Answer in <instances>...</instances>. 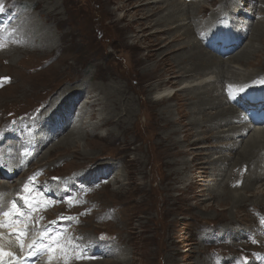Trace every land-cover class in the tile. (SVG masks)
Here are the masks:
<instances>
[{"label": "rangeland", "instance_id": "obj_1", "mask_svg": "<svg viewBox=\"0 0 264 264\" xmlns=\"http://www.w3.org/2000/svg\"><path fill=\"white\" fill-rule=\"evenodd\" d=\"M36 1L39 4L42 3L41 9L43 10L47 0H4L2 6L4 10H10V12L5 13L6 17L2 19L3 22L0 23V27L3 24L12 22V19L18 16V14L15 15L13 12H19V14L26 13L27 10L29 11L36 5ZM173 1L176 0L157 3L153 7L157 8V5H162L165 10L168 3ZM203 1L205 5L211 8L210 11H212V2H208L207 0L206 3L205 0ZM53 2L59 10H63L53 21H49L53 24L55 31L63 36L59 47L46 54L39 52H34L33 54L32 51L19 54L18 59L21 58L23 64L21 63L22 65L20 64L18 67L13 66L9 58L0 59V80L7 78V80L0 82V121L8 123L7 125L11 126H15V123L20 120L23 124L36 123L39 127L44 124L47 128L50 126L46 130L49 136L54 138L51 142H48L49 144L45 143V146L36 154L35 159L33 158L29 162L25 173L23 171L19 172L15 177V180L19 182V176L24 175V179H26L30 175H34L33 178L39 185H46V189H43L44 197L51 200L50 206H53V208H48V210L44 211L43 215L47 216L49 214L51 221L64 217L62 223L68 227V229H66V226L64 228L66 231H70L67 238L73 245L88 244L86 241L90 237L98 242L97 238L104 235L107 237V242L99 241L98 245L92 249L104 253L102 244H107L109 248H111V245L117 248L120 246L121 250L124 247L128 248L129 254L126 256L128 257V261L122 264H169V259L176 261L175 263L177 264H196V260L199 261L202 257H208L211 261L213 260V263L216 261L214 257L217 254L221 256L225 255L227 261H229L228 256L242 252L241 249H245V251H257V249H261L260 247L264 243L258 239V243H250V240H247V242H241V245H236L226 240L223 243L221 242L218 248L217 244L214 246V243L207 244L205 242L202 246L201 240L207 235L203 234V232L222 227L227 220L225 216L229 214L228 210L222 209L223 207L218 202L219 200L208 198L213 189L218 186H208L206 181L215 176L221 166L216 165L215 168H205L209 165L207 162L198 165L200 159L203 160V157L208 156L207 153L210 151L215 152L216 148H204L202 151L200 145H208L210 143V140L206 138L207 140L204 143H199V147L193 149V154L176 156L177 160H181L182 158L191 159L188 165L189 168L186 169V171L190 172L191 178L186 182L177 180V177L180 178L182 175L178 176L175 167L174 177L176 179H167L164 183L162 181L164 174L171 167L168 169L162 166V160H160L159 156L161 148H159L158 144L153 146L151 144L153 137L150 131L152 128L154 129L152 126L154 115L148 107L144 109L145 112L143 111L141 121L134 127V131H132L131 125L133 124V119L131 122L128 121L121 124L112 120L108 127L112 129L118 128L117 130H119L120 134L115 131L108 134V127L104 126L103 129L99 128L88 140L85 139L86 136L84 135V139L78 140L77 144L69 148L58 147L51 151V148L57 142L62 141L72 130L75 129L78 135L83 134V129H81L80 125L77 124V127L75 124V117L77 116V111L80 110L79 108L83 100L88 97L89 90L93 84L101 85L102 83L116 81L119 83L123 82L122 85H125L127 88V96L136 98V95L139 94L143 97L144 90L150 81L146 80V77H142L141 73L144 67L151 64V61H145L142 57L147 53V50H150L147 49L149 38L151 37L148 34L153 33L157 27L155 25L146 29L141 40L135 38L139 24L144 22L141 18V13L144 11H142V7L138 6L141 2L137 0L131 2L133 8L125 20L128 28H123V23H116L118 15L124 13L122 10L118 11L117 7L123 2H130V0H114L111 4L107 3L106 0H53L52 4ZM261 2H264V0H256L254 1V5H260ZM177 3H180L179 0H177ZM200 9H203V7L201 6L197 11ZM35 10H31L34 12V16H36L35 13L37 12ZM10 14L13 17L9 19ZM220 16H222L223 21L238 24L241 27L247 26L243 21L242 23L236 21L232 14L231 17L226 13ZM259 18H261L260 20H264V14H259L254 21ZM36 20H39L37 16ZM243 20L249 21L244 18ZM215 23L218 22H212L207 28L213 27ZM177 29L173 28L172 31L163 33L164 39L161 44H167L171 40L169 35ZM241 32L244 35V40L241 41L243 42L242 46H244L250 40L251 34H246L243 30ZM204 33L200 34V38L203 35L202 40L204 35H206V32ZM156 35H161V33H156ZM193 37L192 39H194ZM182 42H184V39L176 43V47L179 49L170 52L168 57L172 61H174V54L187 50L181 48ZM132 43L137 44V47H133ZM166 48H163V50ZM205 49L209 50V47L206 46ZM232 55L226 56L224 58L225 61ZM178 66L180 65L178 64ZM113 71L115 73H112ZM116 72L122 73L124 78L120 79L116 75ZM259 76H264V73ZM185 79L170 78L166 86L171 87L172 92H179L178 90L183 86L180 80L183 81ZM153 80L156 81L158 79L155 78ZM82 81L85 84L87 81L90 85L86 84L87 86L84 87L83 91L74 94L66 101L67 104L63 105V107L70 109L71 114L66 111L59 115V108L52 107L57 103L60 104L57 97L62 94V90L59 91L61 87L66 86L68 83H73L67 85L73 88ZM138 81L141 86L136 84ZM229 84H237L239 87V84L244 83L227 82L225 87H228ZM131 88L134 89L131 90ZM69 89H66V91ZM44 100L47 101L45 102ZM49 100H52V103L46 106ZM137 101H135L136 107ZM170 103L175 104L176 100L171 99ZM49 108H51V112L45 114ZM93 109L95 113L98 111L97 107ZM189 112L194 113L196 109L191 108ZM189 117L185 116L181 118L178 123L183 128L180 139H185L187 141L184 142L185 144L191 143L197 138L195 130L187 124ZM2 125L4 127L7 126L6 124ZM117 125L119 126L117 127ZM30 130L28 129V131ZM120 130L122 132L126 131L121 133ZM40 132L43 134V131L40 130ZM24 133H27V131H20V134L24 137L20 150L22 154L28 155V150L34 151L36 148H33V146L31 148L30 137L27 134L24 135ZM204 134L208 135L207 130ZM31 140L34 141L35 139L32 138ZM214 141L212 139V142ZM138 146L142 147V151L139 153L136 150ZM200 153H202L201 156ZM136 157H139L138 161H135ZM101 172L105 174L97 175ZM81 173L84 175L93 174L88 179L90 181L96 179L99 182H93L88 187H80L81 185L77 186L76 184L71 186L73 182L68 176ZM150 176L154 177L152 181ZM80 177L82 176L78 175L76 179ZM58 180L60 181L58 182ZM15 184L17 183L13 182L12 187ZM54 184L57 188L52 189V185ZM63 187H68L69 192H65ZM259 187L264 192V187L261 185ZM47 188H51L52 191L57 192L64 190L65 195L63 194L64 196H62L60 193L54 195L50 191L52 196H48ZM246 194H249V192H246ZM65 198L67 200H64ZM129 204L131 208H129ZM241 208L235 214V219L237 221L240 220L236 224L240 230L245 225L241 221V215L247 214L251 218V222L249 221V223L252 225L253 223L258 224L257 218L260 215L259 213H264V204L261 203H248ZM254 229L256 230V227ZM71 235L76 236L75 243H73L74 237ZM216 236L218 237L217 232ZM209 239L211 240V237ZM254 240L253 238L251 242ZM196 247H200L202 251L194 252ZM120 255L121 253L119 252L113 258L115 259ZM74 260L77 261V258L74 257Z\"/></svg>", "mask_w": 264, "mask_h": 264}, {"label": "bare ground", "instance_id": "obj_2", "mask_svg": "<svg viewBox=\"0 0 264 264\" xmlns=\"http://www.w3.org/2000/svg\"><path fill=\"white\" fill-rule=\"evenodd\" d=\"M52 1L53 0H47L43 10L41 9L43 6L41 5L42 3L39 4L36 1V5L29 11L27 10L26 13L19 14V12H13L15 15L18 14V16H16L15 19H12V22L3 24L0 27V43L5 45V47L2 49L0 48V59L9 58L11 60V64L15 67H18L23 62L21 58L18 59L19 54L30 51H32L33 54L34 52L46 54L47 52H51V50L57 49V47H59L60 40L63 36L62 34L55 31L53 24H51L49 21H53V19H55L57 15L61 14V11L63 10H59L54 2L52 4ZM106 1L107 3L111 4L114 0ZM132 1L133 0H130V2H123L117 7L118 11H124V13L118 15L116 22L117 24L123 23V28H128V24H125V20L133 8L131 3ZM137 1L141 2V4H138V6L142 7V11H144L141 13V18L144 20V22L139 24L135 38L141 40L142 36L146 32V29H149L155 25L157 26L153 33L148 34L151 37L149 38V46L147 49L150 50H147V53L142 57V59L145 61H151V64L144 67L141 73L142 77H146V80L150 81L149 85L144 90L143 97H141L139 94L136 95V98L133 96H127V88L125 85H122L123 82L119 83L116 81L118 83L110 82L102 83L101 85L93 84L92 88L89 90L88 97L83 100V103L79 108L80 110L77 111L78 113L75 117V124L76 126L77 124L80 125L81 129H83V134L78 135L75 129L72 130L62 141L57 142L51 148V151L58 147L69 148L74 144H77L79 142L78 140H81L84 135L86 136L85 139L88 140L90 136H93V134L99 128L103 129L104 126L108 127L112 120L121 124L128 121L131 122L133 119L134 121L131 125L133 129L132 131H134V127H136V125H138L141 121L143 111L145 112L144 109L148 107L151 109V113L154 115L152 118V126L154 129L152 128L150 131L153 137L151 144L152 146L158 144L159 148H161L159 156L160 160H162V166H164V168L167 167L168 169L171 167V169L164 174L162 179L164 183L167 181V179H176L174 177L175 167L177 169L176 172H178V176L182 175L180 178L177 177V180L186 182L191 178L190 172L186 171V169L189 168L188 165L191 159L182 158L181 160H177V158H175L176 156H187L193 154V149L195 147H199V143H204V141L207 140L206 138L210 140V143L208 142V145L201 144V150L203 151L204 148L209 147L216 148L215 152L210 151L211 153H207L208 156L203 157V160L200 159L198 161V165L207 162L209 165L205 168H215L216 165L221 166V168L217 171V174L206 181L208 186H218L217 188L213 189L208 198H212L217 201L219 200L218 202L221 203L220 205L223 207L222 209L228 210L229 214L227 216L223 214L227 220L222 227L203 232V234L207 235L205 238H203V240H201L202 246L206 242L207 244L214 243V246L217 244L218 248V245L226 240H229L231 244L233 243L236 245H241V242H245L248 239L249 235H247V233L250 235L256 233L258 239H262V242L264 243V234L261 233V230H264V228H260L256 223L251 225L249 223L251 218L246 214L243 216L241 215V221L245 225L242 224L243 228L240 230V228L236 225L240 220L237 221L235 219L236 212H238V209H240L242 206L248 203L264 204V192L261 190V187H259L260 185L264 187V127H252V125L247 122L242 111L229 101L231 99V93L228 91V87H225L227 82L244 83L239 84V88L236 89V92H240L241 87L254 84L258 78L263 77L259 75L264 73V20H260L261 18H259L254 21V19L257 18L259 14H264V2H261L260 5L255 6L254 1L256 0H208V2H212L211 5L213 6L212 11H210L211 8L205 5L203 0H179V4L176 0L168 3V5L165 7V10L163 9L162 5H157V8L153 6L157 3H166L167 0ZM206 1L207 0H205V2ZM3 2L4 0H0V4ZM201 6L203 9L197 11V9H199ZM33 9H37L35 10L37 11L35 14L39 20H36V16L33 15L34 12L31 11ZM161 10L162 12L159 13ZM208 11L210 12L208 13ZM6 12H10V10L3 9L0 11V20L6 17ZM223 13H226L230 16L231 14L233 16H237L238 21H243L247 25L242 26V30L246 34H251L250 40L244 46H242L243 43L241 41L230 40L232 49H237V52L235 51L231 53L233 55L227 61L224 59L226 56H221L205 49L206 46L211 49L210 41L212 39V29L207 28V26L211 25L212 22L214 23L215 21L221 19L222 16L220 15ZM10 17H13V15L10 14L9 19ZM243 18L248 19L249 21L243 20ZM173 28L178 29L169 35L171 40L167 44H161L164 39L163 33H168L172 31ZM204 32H206L208 35V39L206 40H202L203 35H201L200 38V34ZM156 33H161V35H156ZM192 37L194 39H192ZM182 39H184V42H182L181 48L187 50L174 54V61H172L168 56L170 52H174L175 50L179 49L176 47V43H179ZM133 43V47L136 48L137 44ZM163 48L166 49L163 50ZM213 51L216 52L217 50L213 49ZM178 64L180 66H178ZM112 73L115 72L113 71ZM116 75H118L120 79L124 78L120 72H116ZM173 77L180 79L186 78L183 81L180 80V82L183 83V86L178 90L179 92H172L171 87L166 86V83L169 81V79ZM155 78L158 80H153ZM139 83L140 82L138 81L136 84L139 86ZM68 84H66V86H62L59 90H62V94L57 97V100L60 101V104L57 103L52 107L59 108V115L66 111L71 114L70 109L68 107H63V105H66V101L74 94L83 91L84 87L90 85L87 81V85L84 81H82L79 85L73 88H71L70 85L67 86ZM66 89L69 90L66 91ZM132 89L134 88H131V90ZM171 99L176 100V103L171 104ZM44 101L46 102L47 100ZM135 101H137V107L135 105ZM51 103L52 100H49L46 103V106ZM96 107L98 111L95 113L93 112V108ZM191 108H195L196 112L190 113L189 110ZM50 110L51 108H49L45 114L51 112ZM185 116H190L188 119L189 122L187 124L192 126V128L197 133V138H195L191 143L186 144L184 143L187 142L185 139H180V134L183 133V128L178 125L181 118ZM118 126L119 125H117V127ZM39 128L41 131H43L42 136H39V148L34 149V151H31V149L28 150L29 154L27 156L30 159L28 164L31 159L36 157V154L42 149V147L45 146V143L49 144L48 142H51L54 139L49 136V133L46 130L49 129L50 126L47 128L46 125L44 126L43 124ZM117 129L108 127V134L112 133V131L119 133V130ZM121 130V133L126 131L124 130L122 132ZM206 130L208 135L204 134L206 133ZM201 133L203 134L201 135ZM212 139L215 141L212 142ZM22 140H24V137H22ZM114 140L116 141V139ZM6 148L7 147L5 146L3 148L5 152ZM20 149L21 147L19 146L18 151L22 152ZM136 150L139 153L142 151V147L138 146L136 147ZM20 152L18 154H20ZM12 153L13 152H8V154ZM201 155L202 153H200V156ZM13 157L14 160H18L17 155H13ZM138 158L139 157H136L135 161H138ZM22 169V165L18 166L15 173L18 174L19 172H22ZM150 178L152 181L154 177L150 176ZM13 182L17 184L12 187ZM25 183V179L17 182L15 179H13V177L5 179L0 178V208L1 210H5L7 208L9 209L6 212L8 215H1L2 212L0 211V246H2L5 251L15 254L12 257H5L3 264H12L13 259L16 258V255L19 253V251L26 248L27 244H32V239H34L32 236L25 235L23 237V247H20L21 238L16 235V232L17 230L24 228L23 223L18 224L14 222L15 224H11L12 226L10 227L3 225V220L6 216L15 215L14 213L16 210L21 212V210L24 209V207L20 206L22 202L19 199ZM55 188H57L56 185L52 187V189ZM63 188L65 192H69L68 187ZM64 190H61L58 192V194L60 193V195L64 196ZM50 191L51 193L55 192L51 189ZM246 192H249V194H246ZM55 194L56 193H54V195ZM44 200L48 206L51 205V200L47 199L46 197H44ZM13 203H15V205L18 207L14 208ZM49 208H53V206H50ZM129 208H131V205ZM241 209L244 210L243 208ZM253 210L251 211L254 213ZM42 214V211H38L33 217L32 222L40 221V224H45L47 220H50L49 214L44 217H42ZM50 221H48L47 226L52 230V232L63 231L66 228H64V226H60L59 220H54L57 221L56 224H51ZM255 227L256 230L254 229ZM40 232L44 233V230H41ZM69 232L70 231L63 235L62 238L60 237L59 243L65 248L61 258L59 253L52 254V252L51 256H46L42 264L127 263L128 257L126 256L129 254L128 248L124 247L123 250H121L120 246L117 248L116 246L111 245V248H109L107 247V244H102L104 253H100L92 249L98 245V242L91 237L86 241L88 244H76L78 247L73 248L71 247L73 244L69 242L67 238ZM216 232L218 237L216 236ZM210 237L211 240L209 239ZM75 239L76 236L73 238V243H75ZM45 241L46 239L44 240V243L47 244ZM68 246H70L71 249L68 248ZM260 248L264 249V245ZM195 251L201 252L202 250L200 247H196L194 249V252ZM119 252L121 255L114 259V255L118 254ZM81 254H84V258H78ZM50 257L51 259H49ZM73 257L77 258V261L73 260ZM215 258L216 257H214V259ZM208 259V257H202L199 259V261L196 260V264H237L234 260V257H231L229 261H226V259H224L222 256L213 263V260L211 261ZM169 261V264H177L174 260L171 261L169 259Z\"/></svg>", "mask_w": 264, "mask_h": 264}, {"label": "snow or ice", "instance_id": "obj_3", "mask_svg": "<svg viewBox=\"0 0 264 264\" xmlns=\"http://www.w3.org/2000/svg\"><path fill=\"white\" fill-rule=\"evenodd\" d=\"M3 9L0 8V11H2ZM5 47V45H3L2 43H0V48H3ZM4 79H7V78H4ZM2 82V81H0ZM33 178H29V181L31 182ZM56 179H59V178H56ZM24 189L25 191H28V192H31L32 190L29 188L28 184H25L24 185ZM24 200L26 203H29L28 202V197H24ZM36 205L35 204H32V203H29V207L30 208H34ZM13 207L15 208L16 205L15 203H13ZM5 215H8V213H6ZM51 224H56L57 221H51L50 222ZM27 232V226H25L23 229H19L17 230L16 232V235L18 237H21V241H20V247H23V237L25 236ZM47 240V244L44 243V240ZM98 242L99 241H104V242H107V237H105L104 235H101L99 238H97ZM60 242V236L58 233H56L55 231H53L51 234H48L47 232V227L45 226V230H44V233L42 234V237L40 239L39 242H37L36 240H34L32 242V244L29 245V248H30V252H29V255L30 256H39L43 251H51L52 250V246L54 244H59ZM71 247L75 248V247H78L77 245H71ZM61 252L64 251V249H59ZM15 254L14 253H11V252H7L4 250V248L2 246H0V264H3V261L5 259V257H12L14 256ZM78 258H84V254H81ZM51 259V257L49 258Z\"/></svg>", "mask_w": 264, "mask_h": 264}]
</instances>
